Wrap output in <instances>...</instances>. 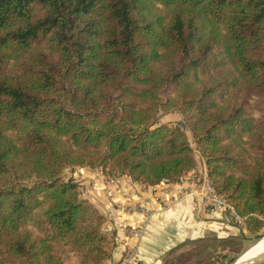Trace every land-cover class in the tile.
<instances>
[{"label":"trees","instance_id":"trees-1","mask_svg":"<svg viewBox=\"0 0 264 264\" xmlns=\"http://www.w3.org/2000/svg\"><path fill=\"white\" fill-rule=\"evenodd\" d=\"M188 131L258 232L264 0H0V264H105L107 217L66 170L178 182Z\"/></svg>","mask_w":264,"mask_h":264},{"label":"crops","instance_id":"crops-1","mask_svg":"<svg viewBox=\"0 0 264 264\" xmlns=\"http://www.w3.org/2000/svg\"><path fill=\"white\" fill-rule=\"evenodd\" d=\"M202 160L205 178L206 164ZM191 172L195 171L188 173ZM188 175L178 182L156 185L118 175L116 182L109 184L101 169L83 167L74 171V177L87 184L82 195L107 216L106 227L116 230L119 244L105 264H116L132 248L134 254L127 264H164L171 250L182 251L185 245L209 234L225 238L245 233L231 224L220 206L204 198L205 190ZM139 227L144 232L138 238L131 231Z\"/></svg>","mask_w":264,"mask_h":264},{"label":"rangeland","instance_id":"rangeland-1","mask_svg":"<svg viewBox=\"0 0 264 264\" xmlns=\"http://www.w3.org/2000/svg\"><path fill=\"white\" fill-rule=\"evenodd\" d=\"M180 121H181V115L177 112H171L168 114H164L160 118L161 123L179 124ZM188 135L191 140L192 148L194 149L197 167H196V170H194L195 172L187 173L185 174V176L189 174L188 177L190 180H196L198 185H200L205 190L206 193H210L213 184L209 183V181H205V178L203 174L201 173V169L203 168V164L202 162H200V161H203L201 158L202 157L201 151L189 131H188ZM78 168H83V167L67 169L66 176L67 178L73 177L76 181L79 182V185H80L79 190L82 195L87 191V187H86L87 184H84V182H80L74 177V171H76ZM93 169H100V168H93ZM105 175H106V178L114 177V176H110L107 174ZM185 176H184V179L186 178ZM88 188H90V185ZM82 197L84 196L82 195ZM223 197L227 201V203H229L228 200L225 198V196ZM84 198H87V197H84ZM221 208L226 213L231 224L236 226L238 229H241V231L242 230L245 231L244 234H241L240 232L238 234L239 236H231V237H225V238H217V237L212 236V234H209L210 236H206L205 238H202L201 240H196V241H193L185 245L182 251L178 252V249L174 248L173 250L170 251V253H168L167 255L168 258L164 260L165 262L164 264H234L237 259L238 260L236 264H238L246 260L249 256H252L254 253L264 250V237H262L264 236V226L258 232H251L247 228L244 222V219H243V222L237 221L231 215L229 208L228 209L224 207H221ZM107 222H108V218H107L106 223L103 225V230L108 235L113 237L115 240V247L112 250V256H111V258H113L114 251L117 245L119 244L118 242L119 240L117 238L116 230L114 229L110 230L106 227ZM215 234H217V232H215ZM127 251L128 250L125 251L121 259L116 264L123 263L124 259L126 258ZM131 258L132 256L129 257V261L131 260ZM109 259H107L105 263H107ZM70 261L71 263L72 261H74L73 256L70 258Z\"/></svg>","mask_w":264,"mask_h":264},{"label":"built area","instance_id":"built-area-1","mask_svg":"<svg viewBox=\"0 0 264 264\" xmlns=\"http://www.w3.org/2000/svg\"><path fill=\"white\" fill-rule=\"evenodd\" d=\"M206 164V163H205ZM196 167H197V163H196V166L192 169V170H196ZM204 173L206 174V181H209V183L212 184L211 180L209 179L208 177V169H207V166L204 167ZM166 181V180H164ZM106 182L107 183H115L116 182V176L114 177H109V178H106ZM166 182H169V181H166ZM204 198L207 199V200H210L213 204L215 205H218V206H221V207H224V208H229L230 209V213L231 215L237 220V221H240V222H243V218L240 217L234 207L227 203V201L224 199V197L220 194H218L213 185H212V189L210 191V193H206L204 194ZM141 210H145L143 207H141ZM132 234L135 235L136 237H141L143 235V232H144V229L139 227V228H134L132 229ZM134 254V248L130 249V251L127 252L126 254V258L124 259L123 263L122 264H127L129 262V257L133 256Z\"/></svg>","mask_w":264,"mask_h":264},{"label":"bare ground","instance_id":"bare-ground-1","mask_svg":"<svg viewBox=\"0 0 264 264\" xmlns=\"http://www.w3.org/2000/svg\"><path fill=\"white\" fill-rule=\"evenodd\" d=\"M262 259H264V250L254 253L252 256H249L246 260L238 264H255Z\"/></svg>","mask_w":264,"mask_h":264},{"label":"water","instance_id":"water-1","mask_svg":"<svg viewBox=\"0 0 264 264\" xmlns=\"http://www.w3.org/2000/svg\"><path fill=\"white\" fill-rule=\"evenodd\" d=\"M263 237V236H262ZM238 260V259H237ZM237 260H236V262H237ZM236 262L234 263V264H236ZM255 264H264V259H262L261 261H258L257 263H255Z\"/></svg>","mask_w":264,"mask_h":264}]
</instances>
